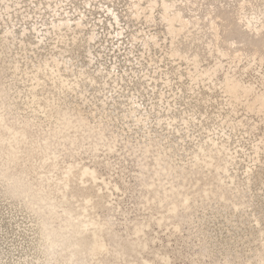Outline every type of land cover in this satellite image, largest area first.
I'll list each match as a JSON object with an SVG mask.
<instances>
[{
  "label": "rangeland",
  "instance_id": "obj_1",
  "mask_svg": "<svg viewBox=\"0 0 264 264\" xmlns=\"http://www.w3.org/2000/svg\"><path fill=\"white\" fill-rule=\"evenodd\" d=\"M0 264H264V0H0Z\"/></svg>",
  "mask_w": 264,
  "mask_h": 264
},
{
  "label": "bare ground",
  "instance_id": "obj_2",
  "mask_svg": "<svg viewBox=\"0 0 264 264\" xmlns=\"http://www.w3.org/2000/svg\"><path fill=\"white\" fill-rule=\"evenodd\" d=\"M94 38H93V36L91 37V40H93Z\"/></svg>",
  "mask_w": 264,
  "mask_h": 264
}]
</instances>
